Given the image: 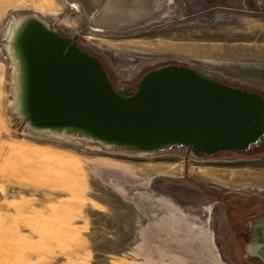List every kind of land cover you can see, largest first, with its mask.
<instances>
[{
  "label": "rangeland",
  "instance_id": "rangeland-1",
  "mask_svg": "<svg viewBox=\"0 0 264 264\" xmlns=\"http://www.w3.org/2000/svg\"><path fill=\"white\" fill-rule=\"evenodd\" d=\"M28 15L76 36L126 93L146 72L180 64L264 97V0H0V264H146L134 253L140 237L159 264L256 261L236 221L264 206V141L199 157L31 129L8 50Z\"/></svg>",
  "mask_w": 264,
  "mask_h": 264
},
{
  "label": "water",
  "instance_id": "water-1",
  "mask_svg": "<svg viewBox=\"0 0 264 264\" xmlns=\"http://www.w3.org/2000/svg\"><path fill=\"white\" fill-rule=\"evenodd\" d=\"M22 20L14 37L19 113L31 129L139 153L190 146L199 157L244 152L264 141L262 95L176 64L149 71L127 94L76 36H61L34 15ZM245 250L264 261V218L253 222Z\"/></svg>",
  "mask_w": 264,
  "mask_h": 264
},
{
  "label": "flooded vegetation",
  "instance_id": "flooded-vegetation-1",
  "mask_svg": "<svg viewBox=\"0 0 264 264\" xmlns=\"http://www.w3.org/2000/svg\"><path fill=\"white\" fill-rule=\"evenodd\" d=\"M76 44H77V41H74ZM80 48V47H79ZM82 51H84V52H86V53H88V54H91L90 52H88V51H85L84 49H82V48H80ZM92 55V54H91ZM94 57H96L95 55H93ZM98 60H100L98 57H96ZM102 63V62H101ZM128 93H130V92H128ZM127 93V94H128ZM187 147H190V146H187ZM190 149H191V147H190ZM197 154V153H196ZM184 183V182H183ZM189 183H184L183 185H188ZM190 185V188H193L192 187V185H191V183L189 184ZM195 189H197V191H199V192H197L195 195H199L200 193H204L205 195H218L217 193H215L214 192V189H213V191H211V190H209L208 192H205L203 189H201V188H198L197 186L195 187ZM221 192H223V191H221ZM187 195H189V193L187 194ZM201 195V194H200ZM221 195H228V193H222ZM214 197V196H213ZM236 199H238V200H241V199H243L242 198V196H240L239 197V195L236 197ZM243 201H245V200H243ZM264 205V204H263ZM214 208L215 207H213V210H214ZM255 210V209H254ZM245 211V210H244ZM244 211H240V216H242V218L241 219H238L236 222V224H239L241 227L239 228V229H241L240 231H242L243 232V234H241V241L243 242V244H242V247L244 248V244L245 243H247V242H250L251 240H252V237H253V222H256L257 220L256 219H258L259 218V220H261L262 218H264V206L263 207H261V209L260 210H257L256 209V211L255 212H253V213H246L245 214V212ZM257 216H258V218H257ZM213 222V221H212ZM244 250V252H245V254H248L249 255V253H247L246 252V250L245 249H243ZM256 257V256H255ZM257 259H256V261H249V260H251V259H249L248 260V262H250L249 264H264V261L262 260V259H260L259 257H256Z\"/></svg>",
  "mask_w": 264,
  "mask_h": 264
},
{
  "label": "bare ground",
  "instance_id": "bare-ground-1",
  "mask_svg": "<svg viewBox=\"0 0 264 264\" xmlns=\"http://www.w3.org/2000/svg\"><path fill=\"white\" fill-rule=\"evenodd\" d=\"M107 7H108V5H107ZM104 11H105L106 16L110 15L111 13H113L112 7L107 8V10H104ZM22 22H23L22 19L17 22L13 32L11 33L10 43H9V46H8V50H9V52L12 53V55H13V57L15 59V62H16V67H15V71H14V82L16 84V91H17V96H18V108H19V110H20V104H19V79H20V67H19V65L20 64L18 63V59H16V53L14 51V39H15L14 37H15V35L17 33L16 31L21 26ZM53 133L56 134V135H59V136H64V137H66L68 135V134H66L65 131H53ZM248 251L250 253H252L253 249L250 246H248Z\"/></svg>",
  "mask_w": 264,
  "mask_h": 264
},
{
  "label": "crops",
  "instance_id": "crops-1",
  "mask_svg": "<svg viewBox=\"0 0 264 264\" xmlns=\"http://www.w3.org/2000/svg\"><path fill=\"white\" fill-rule=\"evenodd\" d=\"M252 55H253V57H255V58H260V55H259V52L258 53H256V52H252ZM251 55V56H252ZM262 57V56H261ZM247 58H249V57H247ZM263 58V57H262ZM15 232H17V230H14ZM20 235L18 234V237H19ZM21 242L23 243V241L21 240ZM149 242V241H148ZM147 242V240H145L144 238H142V237H140V241L138 242V244H135V246H134V253L137 255V257L139 258V259H144V261H145V263L146 264H159V263H157V262H159V260H155L154 258L153 259H150L151 258V256H147L146 255V253H147V248H150L151 246H150V243H148ZM7 255V258H11L12 259V256L9 254V252H8V254H6ZM157 258H158V256H157Z\"/></svg>",
  "mask_w": 264,
  "mask_h": 264
},
{
  "label": "trees",
  "instance_id": "trees-1",
  "mask_svg": "<svg viewBox=\"0 0 264 264\" xmlns=\"http://www.w3.org/2000/svg\"><path fill=\"white\" fill-rule=\"evenodd\" d=\"M103 65V64H102ZM167 65H173V64H165V65H162L161 67H164V66H167ZM176 65H180V64H176ZM104 67V66H103ZM161 67H159V68H161ZM159 68H157V69H159ZM105 69V68H104ZM105 72H106V75H107V77H108V79L111 81V83L113 84V81L111 80V78H110V76H109V74H108V72L105 70ZM147 73V72H146ZM145 73V74H146ZM145 74H143L142 76H141V78L145 75ZM141 78L139 79V80H141ZM242 89V88H241ZM242 90H245V89H242ZM246 91H249V90H246ZM134 92V91H133ZM133 92H130V93H133ZM249 92H252V91H249ZM261 95V94H260ZM263 143H261L258 147H260L261 145H262ZM253 147H256V146H253ZM194 183V182H193ZM195 184V183H194ZM199 188H201V189H204V190H206V192H208L210 189H208L207 187H199ZM211 188H213V187H211ZM214 189V188H213ZM208 190V191H207Z\"/></svg>",
  "mask_w": 264,
  "mask_h": 264
}]
</instances>
